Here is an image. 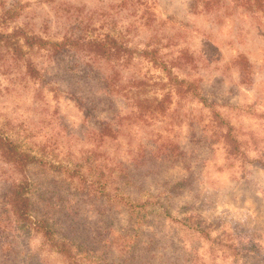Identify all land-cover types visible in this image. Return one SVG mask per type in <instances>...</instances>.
Instances as JSON below:
<instances>
[{
    "label": "rangeland",
    "instance_id": "1",
    "mask_svg": "<svg viewBox=\"0 0 264 264\" xmlns=\"http://www.w3.org/2000/svg\"><path fill=\"white\" fill-rule=\"evenodd\" d=\"M0 36V264H264V0H0Z\"/></svg>",
    "mask_w": 264,
    "mask_h": 264
},
{
    "label": "trees",
    "instance_id": "2",
    "mask_svg": "<svg viewBox=\"0 0 264 264\" xmlns=\"http://www.w3.org/2000/svg\"><path fill=\"white\" fill-rule=\"evenodd\" d=\"M0 154L7 161H11L17 165L25 163V160H22V155L21 153H19L17 148L7 139H3L2 136H0ZM22 186V184H19L16 187L13 186V189H11L9 194H6L5 197L10 202L11 207L14 209V215L24 221L25 219H29L31 216H29L27 212L28 202L27 197L23 193L24 187ZM32 225L34 227V230L36 229L38 231H43V236L47 239H51L50 228H47V226H45L42 221L35 220L34 222H32ZM57 247H59V253L65 258H69L70 261L71 250L69 245L66 244V242H60L57 243Z\"/></svg>",
    "mask_w": 264,
    "mask_h": 264
}]
</instances>
